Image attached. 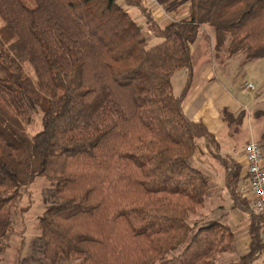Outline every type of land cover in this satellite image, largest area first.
Returning a JSON list of instances; mask_svg holds the SVG:
<instances>
[{
    "label": "trees",
    "instance_id": "trees-1",
    "mask_svg": "<svg viewBox=\"0 0 264 264\" xmlns=\"http://www.w3.org/2000/svg\"><path fill=\"white\" fill-rule=\"evenodd\" d=\"M0 18V255L13 204L43 177L58 200L40 216L35 264H218L234 233L221 219L188 222L211 189L191 162L199 141L220 152L183 110L192 44L208 26L220 64L240 51L264 59V0H188L187 14L165 26L142 0H0ZM182 70L188 79L176 96ZM37 110L43 128L30 137L24 120ZM245 116L222 112L236 131ZM216 157L235 207L251 218L248 251L230 264H254L264 220L239 191L245 164Z\"/></svg>",
    "mask_w": 264,
    "mask_h": 264
},
{
    "label": "rangeland",
    "instance_id": "rangeland-1",
    "mask_svg": "<svg viewBox=\"0 0 264 264\" xmlns=\"http://www.w3.org/2000/svg\"><path fill=\"white\" fill-rule=\"evenodd\" d=\"M118 1L125 6V0ZM142 4L150 11L154 19L163 25L185 16L188 0H142ZM129 11L132 17L145 29L146 35H150L146 29L147 20L144 14L136 7L129 8ZM3 25L4 22L0 18V29ZM207 28L213 30V28L206 26L202 33H206ZM211 46L210 39L203 46L205 56H208L210 51L212 54L213 48ZM225 58L223 56V60ZM212 59L211 71L214 82L220 83L223 87L222 99L227 103L229 102L231 106L235 103L239 106H245L246 116L238 126L237 131L235 125L217 134L221 147L220 152L214 146L208 147L204 140L199 141L191 162L210 177L211 189L206 202L189 213L188 222L193 226L212 219H221L234 233V242L231 250L218 256V264H230L248 251V242H250L248 230L251 218L235 207L233 198L225 187V169L216 155L220 153L224 158L230 156L244 166V148L248 143L254 141L264 151V59L246 60L244 51L226 58L223 64L215 60L214 56ZM192 65L196 68L193 59ZM24 69L31 78L35 79V73L30 63H25ZM186 73V71L177 73L172 79L173 91L176 96H180L185 86ZM246 83H252L255 90H247L245 88ZM240 112L241 109L235 115L237 116ZM42 117V112L37 110L24 120L26 132L30 137L42 130ZM246 176L244 167L239 191L242 192V197L251 200L252 196L248 189ZM49 187L47 179L39 177L29 188L21 191L18 201L11 208L13 225L10 233L3 240L5 248L0 255V264H15L18 257H21L23 261L29 259L26 264H35L31 258L35 254V242L37 243L40 236V216L43 215L48 205L58 200L49 192ZM251 212L253 213L252 209ZM69 264L75 263L70 262ZM254 264H264V252L260 254Z\"/></svg>",
    "mask_w": 264,
    "mask_h": 264
},
{
    "label": "crops",
    "instance_id": "crops-1",
    "mask_svg": "<svg viewBox=\"0 0 264 264\" xmlns=\"http://www.w3.org/2000/svg\"><path fill=\"white\" fill-rule=\"evenodd\" d=\"M157 23L161 25L159 22ZM167 24L169 23H164L161 26H165ZM202 31L199 34L197 40L192 44V59L193 63L195 60L196 68L194 65H192V85L183 103V110L189 119L203 122L207 126L208 130L216 137V140L219 141L217 134L222 133V131L228 128L227 124L222 118V112L227 109L231 113L235 114L239 109H241V111H246V109L245 106H239L237 103L231 106L229 105V102L227 103L224 99H222L221 95L223 93V87L220 83L214 82L213 72L211 71V63L213 64V52L211 54L210 51V55L208 54V56H205L203 53V46L210 39L212 45L211 48H213L214 32L212 29L208 28L205 30L206 33H202ZM203 60L204 62H202ZM184 71L187 72L185 74L187 83L188 71L182 70L177 73Z\"/></svg>",
    "mask_w": 264,
    "mask_h": 264
},
{
    "label": "built area",
    "instance_id": "built-area-1",
    "mask_svg": "<svg viewBox=\"0 0 264 264\" xmlns=\"http://www.w3.org/2000/svg\"><path fill=\"white\" fill-rule=\"evenodd\" d=\"M245 88L255 90L252 83H246ZM244 164L248 189L252 196L251 209L254 214L261 216L264 220V151L258 143L252 141L246 145Z\"/></svg>",
    "mask_w": 264,
    "mask_h": 264
}]
</instances>
